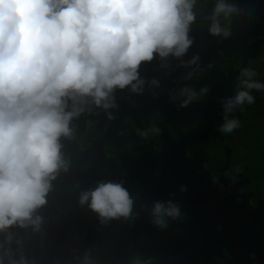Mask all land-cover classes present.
I'll list each match as a JSON object with an SVG mask.
<instances>
[{
  "label": "clouds",
  "instance_id": "obj_1",
  "mask_svg": "<svg viewBox=\"0 0 264 264\" xmlns=\"http://www.w3.org/2000/svg\"><path fill=\"white\" fill-rule=\"evenodd\" d=\"M208 5L209 0H0V264H40L26 244L33 234L43 236L49 194L69 171L64 141L72 140L75 120L96 109L112 119L118 91L140 95L147 88L155 96L160 81L141 75L144 64L157 61L166 75L173 67L187 68L183 79H198L199 53L183 59L193 44V25L228 38L232 19L241 11L234 0H211L198 21ZM233 79V92L217 98L222 134L240 128L236 113L264 94V78L251 60L239 66ZM209 90L208 84H183L169 99L179 110ZM77 204L108 225L128 220L134 199L123 181L99 179L79 190ZM140 208L159 228L181 216L173 199ZM77 264L97 261L85 249ZM131 264L151 260L136 257Z\"/></svg>",
  "mask_w": 264,
  "mask_h": 264
},
{
  "label": "flooded vegetation",
  "instance_id": "obj_2",
  "mask_svg": "<svg viewBox=\"0 0 264 264\" xmlns=\"http://www.w3.org/2000/svg\"><path fill=\"white\" fill-rule=\"evenodd\" d=\"M234 2L241 11L232 19L233 30L228 38L210 36L206 26L194 24L192 27L193 44L183 59L199 53L201 70L195 74L198 79L184 80V74L189 71L187 68L173 67L166 75L165 69L157 67V61L144 64L141 75L155 76L160 81V87L153 90L155 96L147 88L140 95L118 91V107L110 110L112 119L99 109L95 114H84L74 121L76 131L72 140L64 141L65 146L77 143L91 160L103 159L107 168L119 170V173L126 164V154H131L133 161L128 163L136 167L140 176L119 177L117 180L123 181L134 199L133 228L136 231L189 232L185 245L172 244L169 250L172 259L183 258L187 264H200V209L196 203V208L190 207L192 203L187 198L191 194L185 178L171 174L164 180L161 176H150V168L162 166L168 159L173 173L185 167L182 154L186 153L194 159L205 158L216 176L221 174L226 162L227 178L237 180L242 174L236 166V132H218L222 112H211L209 108L222 106L217 98L233 92L236 83L233 77L239 66L251 60L258 71L264 68V64L263 68L260 66L264 63V0ZM210 5L211 0L204 13L197 15L198 21L203 20ZM170 62L176 64L171 58ZM183 84H192L196 88L208 84L210 90L199 102L178 110L169 96ZM204 105L209 106L206 112ZM153 127L159 131L153 133ZM200 133L207 135L208 139L200 142ZM181 185L185 186L183 192L180 191ZM156 199L177 201L181 216L176 220L167 219L163 228L149 223L147 209H141L140 205H150ZM149 249L147 246L146 250Z\"/></svg>",
  "mask_w": 264,
  "mask_h": 264
},
{
  "label": "water",
  "instance_id": "obj_3",
  "mask_svg": "<svg viewBox=\"0 0 264 264\" xmlns=\"http://www.w3.org/2000/svg\"><path fill=\"white\" fill-rule=\"evenodd\" d=\"M207 108L203 106L205 112ZM209 109L223 111L222 106ZM203 135L200 133V142L208 139ZM64 151L69 171L61 174L49 194L43 210V236L33 234L27 241L30 255L40 264H77V257L89 249L97 264H131L136 257L150 259L151 264H187L183 258L172 259L169 250L172 244L185 245L189 232L136 231L132 216L100 225L94 213L77 204L79 190L93 186L96 180L140 176L128 163L133 161L131 154H126L119 173L107 168L103 159L91 160L77 143L66 145ZM182 156L185 167L172 173L167 159L162 166L150 168L149 175L164 180L171 174L185 178L190 207L196 203L200 209V264H264V198L254 201V192L243 189L250 179L242 174L237 180L227 178V162L216 176L205 158Z\"/></svg>",
  "mask_w": 264,
  "mask_h": 264
},
{
  "label": "trees",
  "instance_id": "obj_4",
  "mask_svg": "<svg viewBox=\"0 0 264 264\" xmlns=\"http://www.w3.org/2000/svg\"><path fill=\"white\" fill-rule=\"evenodd\" d=\"M264 63H260L263 68ZM261 78H264V68ZM257 101L237 112L241 127L236 129L235 159L237 170L250 179L245 191L254 192L253 200L264 198V94H256Z\"/></svg>",
  "mask_w": 264,
  "mask_h": 264
}]
</instances>
